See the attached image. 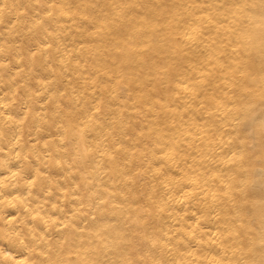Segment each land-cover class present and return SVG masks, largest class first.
Wrapping results in <instances>:
<instances>
[{
    "label": "bare ground",
    "instance_id": "obj_1",
    "mask_svg": "<svg viewBox=\"0 0 264 264\" xmlns=\"http://www.w3.org/2000/svg\"><path fill=\"white\" fill-rule=\"evenodd\" d=\"M0 9V264L264 261V0Z\"/></svg>",
    "mask_w": 264,
    "mask_h": 264
},
{
    "label": "rangeland",
    "instance_id": "obj_2",
    "mask_svg": "<svg viewBox=\"0 0 264 264\" xmlns=\"http://www.w3.org/2000/svg\"><path fill=\"white\" fill-rule=\"evenodd\" d=\"M202 19V18H201ZM188 21H186V22H188V23H183L184 24V28H185V30H183L181 33L182 34H184V36L183 35H181V36H179V34H178V39H179V41H181V44H180V47H181V50H182V48H183V50L181 51L180 50V56H181V59H180V61H179V64H181V65H179V67H178V70H177V72H179L178 74H179V78H181L182 77V80L181 81H183V78H184V81H185V83H184V85H187V83H186V80H185V78H186V74L188 73V75H189V77H190V74H189V71L191 72V69H192V67H190L191 69L189 70V67L188 66H192L191 64H190V62L189 61H191V63H192V59L190 60L189 59V61H188V59L187 58H192V57H190L192 54H190L189 56H188V52L190 53V49H191V45H192V43L190 42V37H191V21H190V19H187ZM190 21V22H189ZM188 24V25H187ZM193 24V23H192ZM186 25H187V27H186ZM185 32V33H184ZM182 38V39H181ZM181 39V40H180ZM187 49H189L188 50V52H187ZM202 49V48H201ZM200 49V56L199 57H203L202 56V54H205L207 51H205L204 49L203 50H201ZM187 52V53H186ZM202 53V54H201ZM187 54V55H186ZM206 55H207V53L205 54V57H206ZM188 56V57H187ZM185 57V61L183 60V58ZM187 57V58H186ZM199 57H198V59H199ZM204 57V58H205ZM201 59H203V58H201ZM200 59V60H201ZM188 65V66H187ZM201 75V74H200ZM187 78H188V76H187ZM188 80V79H187ZM183 81V82H184ZM182 82V83H183ZM187 82H191V81H187ZM165 85V83H163V86ZM183 85V84H182ZM183 85V86H184ZM258 87V86H257ZM190 89H187V91L186 92H184L183 93V98L185 97V102H187V101H189V99H190ZM246 92V91H245ZM248 92H250V91H248L247 90V93ZM187 99V100H186ZM187 143H188V140H187Z\"/></svg>",
    "mask_w": 264,
    "mask_h": 264
},
{
    "label": "snow or ice",
    "instance_id": "obj_3",
    "mask_svg": "<svg viewBox=\"0 0 264 264\" xmlns=\"http://www.w3.org/2000/svg\"><path fill=\"white\" fill-rule=\"evenodd\" d=\"M2 10L3 9H0V11H2ZM33 183H34V181H33ZM2 186H3V181H0V187H2ZM0 196H4V193L0 192ZM5 199H6V197H5ZM17 199H19V197H17ZM0 203H4V201L0 200ZM0 218H3V217H0ZM15 220H16V217H10L7 219V223L12 224ZM19 235H20V233H17V236H19ZM21 243H23V241H21ZM0 255H3L6 259L12 258L11 252H5V251L0 250ZM19 264H31V262L28 259H24V260L19 261ZM261 264H264V261H262Z\"/></svg>",
    "mask_w": 264,
    "mask_h": 264
},
{
    "label": "crops",
    "instance_id": "obj_4",
    "mask_svg": "<svg viewBox=\"0 0 264 264\" xmlns=\"http://www.w3.org/2000/svg\"><path fill=\"white\" fill-rule=\"evenodd\" d=\"M188 21V20H187ZM187 23V22H186Z\"/></svg>",
    "mask_w": 264,
    "mask_h": 264
}]
</instances>
